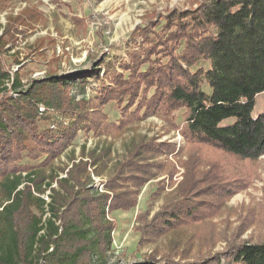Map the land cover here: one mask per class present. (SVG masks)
<instances>
[{"label":"trees","instance_id":"obj_1","mask_svg":"<svg viewBox=\"0 0 264 264\" xmlns=\"http://www.w3.org/2000/svg\"><path fill=\"white\" fill-rule=\"evenodd\" d=\"M196 5L145 16L130 34L128 60L120 71L106 66L109 85L90 99L72 95L80 73L32 79L24 89L20 74L12 79L3 64L17 35L44 22L42 11L28 6L0 23V264H109L117 229L109 214L136 208L142 189L167 165L174 187L179 171L170 156L184 169L182 179L152 219L148 212L139 215L137 230L140 244L177 238L166 254L135 264H264V237L243 240L246 229L226 239L223 251L192 261L189 249L180 248L178 239L189 227L221 215L245 188L233 164L252 165L264 156V112L253 115L257 96L264 94V0ZM203 62L208 68L198 67ZM93 75L99 79V69ZM112 102L121 112L117 122L104 112ZM40 106L55 109L68 123L58 122L56 131L43 128L48 119L40 117ZM150 116L161 118L169 132L179 131L186 146L178 150L156 137L132 141L102 181L105 192L93 187V176L109 169L111 144L100 153L81 147L78 162L71 151V167L60 162L79 131L117 139ZM47 191L51 202L41 197Z\"/></svg>","mask_w":264,"mask_h":264},{"label":"rangeland","instance_id":"obj_2","mask_svg":"<svg viewBox=\"0 0 264 264\" xmlns=\"http://www.w3.org/2000/svg\"><path fill=\"white\" fill-rule=\"evenodd\" d=\"M198 0H0V23L5 25L7 15L18 14L25 7H37L45 14L43 23L35 26L26 35H17L18 40L9 53L3 55V64L11 72L12 79L18 72L22 78L24 89L32 79H43L47 75H67L80 73L82 78L73 82L72 95L75 99H90L100 95L104 86H108V77L104 74L106 66L113 64L120 71L123 60L127 61V47L131 41L130 34L136 26L143 22L145 16L163 12L174 7L188 8L197 6ZM52 39V40H51ZM39 40H43L40 46ZM141 42L138 41L139 45ZM198 67L208 68L203 62ZM197 67V68H198ZM99 69L100 78L93 75ZM196 70V69H194ZM12 82V81H11ZM11 82L8 86H11ZM205 89L208 90L207 86ZM13 97L15 94H12ZM111 122H117L121 112L114 102L104 107ZM264 112V94L257 96L253 115L257 117ZM184 111L177 113L178 123H182ZM40 117L43 128L56 131L58 122L68 123V119L55 109L47 110ZM231 121V120H230ZM142 137H156L159 142H171L177 149L186 146L185 139L179 131H168V126L158 116H150L147 120L135 124L120 138L96 136L79 131L72 146L64 153L62 163L68 162L71 151L76 152L77 162L81 158V147L87 151L97 149L98 153L111 144L112 162L106 173L100 177L93 176V187L105 192L104 183L113 171L114 164L127 155L128 148L134 140ZM170 156L178 168L174 180L182 179L184 169ZM164 159V158H162ZM187 159V154L182 156ZM226 160L228 159L225 158ZM87 160V158L85 159ZM59 165H61V163ZM25 163L38 164L25 160ZM167 165V164H166ZM236 174L243 179L242 191L229 199L221 215L197 227H189L182 236L180 248L187 251L190 261L208 253L223 251L226 239L240 229H246L241 239L252 242L262 241L264 237V156L257 163L235 162ZM149 182L141 191L138 205L131 211H116L109 214L117 229L113 232V245L109 253V264H135L148 261L152 255H164L169 252L172 242L177 237L163 236L154 242L140 244L141 234L138 232V217L148 212V218L163 209L171 198L174 187L170 185L167 172ZM168 170V171H167ZM65 175V174H64ZM165 186H163V182ZM162 187H165L161 189ZM51 202V192L41 195ZM49 217L47 213L44 219ZM215 241V244L213 243ZM187 249V250H185ZM154 264V263H151ZM223 264L225 260L223 259Z\"/></svg>","mask_w":264,"mask_h":264},{"label":"built area","instance_id":"obj_3","mask_svg":"<svg viewBox=\"0 0 264 264\" xmlns=\"http://www.w3.org/2000/svg\"><path fill=\"white\" fill-rule=\"evenodd\" d=\"M15 96H17V95H15ZM40 114L42 115V114H44L46 111H47V109H46V107L45 106H40ZM70 167H71V165H70ZM61 177H66V175H61ZM54 186H56V185H54ZM49 192L50 191H47L46 193H48L49 194ZM45 193V194H46Z\"/></svg>","mask_w":264,"mask_h":264}]
</instances>
